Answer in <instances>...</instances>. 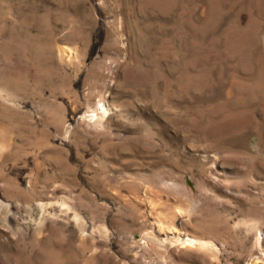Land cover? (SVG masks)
I'll list each match as a JSON object with an SVG mask.
<instances>
[{"label": "rangeland", "instance_id": "1", "mask_svg": "<svg viewBox=\"0 0 264 264\" xmlns=\"http://www.w3.org/2000/svg\"><path fill=\"white\" fill-rule=\"evenodd\" d=\"M0 264H264V0H0Z\"/></svg>", "mask_w": 264, "mask_h": 264}]
</instances>
